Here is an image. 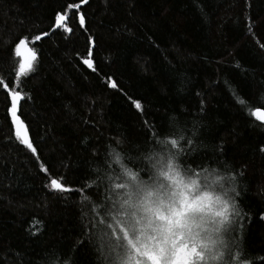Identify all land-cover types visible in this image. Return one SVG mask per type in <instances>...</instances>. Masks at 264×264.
<instances>
[{
    "label": "trees",
    "instance_id": "1",
    "mask_svg": "<svg viewBox=\"0 0 264 264\" xmlns=\"http://www.w3.org/2000/svg\"><path fill=\"white\" fill-rule=\"evenodd\" d=\"M4 85L23 97L35 153L16 136ZM257 109L264 0H0V264H105L84 199L100 197L97 169L117 140L134 159L176 130L186 164L235 175L234 243L264 264Z\"/></svg>",
    "mask_w": 264,
    "mask_h": 264
},
{
    "label": "clouds",
    "instance_id": "2",
    "mask_svg": "<svg viewBox=\"0 0 264 264\" xmlns=\"http://www.w3.org/2000/svg\"><path fill=\"white\" fill-rule=\"evenodd\" d=\"M184 134L155 138L132 159L110 146L93 181L88 223L105 264H254L234 243L240 216L229 166L183 161Z\"/></svg>",
    "mask_w": 264,
    "mask_h": 264
},
{
    "label": "snow or ice",
    "instance_id": "3",
    "mask_svg": "<svg viewBox=\"0 0 264 264\" xmlns=\"http://www.w3.org/2000/svg\"><path fill=\"white\" fill-rule=\"evenodd\" d=\"M75 7H79V5H76ZM57 22H62L64 21V16L60 15L57 16ZM80 24L83 25L84 24V18L83 16L80 17ZM36 39H40V37H36ZM23 43V41L21 42ZM84 63L89 67L92 68L93 67V62L89 59V60H85ZM27 68H30L31 65L30 64H25L22 63L20 64V72L23 73ZM5 91H6V95L9 98V103H10V115L11 118L16 126V136L18 139H20L22 141V143H24L29 149H31V151L33 153H35L36 149L33 147V145L29 142V138L27 135V132L23 129V125L22 122L20 121L19 116L17 115V109H18V102L23 98L21 93L19 91H11L8 92L7 91V85L3 86ZM111 87L115 88L116 84L115 82H112ZM241 103H243V101H240ZM135 108L138 110H142V105L140 104L139 101L135 102ZM253 115H255L258 119L260 120H264V112H261L260 110H256L255 113H253ZM44 171H47V169H44ZM51 188L55 189V190H59V191H67L68 189L65 187V185H63L62 183H60L58 180L53 179L51 181Z\"/></svg>",
    "mask_w": 264,
    "mask_h": 264
},
{
    "label": "rangeland",
    "instance_id": "4",
    "mask_svg": "<svg viewBox=\"0 0 264 264\" xmlns=\"http://www.w3.org/2000/svg\"><path fill=\"white\" fill-rule=\"evenodd\" d=\"M34 59H35V57H34V56H31V58H30L29 60H26V61L23 62V63H25V64H30L31 67H32V66H33V63H34ZM31 67H30V68H27V67H26V70L31 69ZM26 70H25V71H26Z\"/></svg>",
    "mask_w": 264,
    "mask_h": 264
},
{
    "label": "water",
    "instance_id": "5",
    "mask_svg": "<svg viewBox=\"0 0 264 264\" xmlns=\"http://www.w3.org/2000/svg\"><path fill=\"white\" fill-rule=\"evenodd\" d=\"M24 44H25V42H24ZM29 55H32V54H29ZM257 110H260L261 112H264L263 109H257ZM262 121H264V120H262Z\"/></svg>",
    "mask_w": 264,
    "mask_h": 264
}]
</instances>
